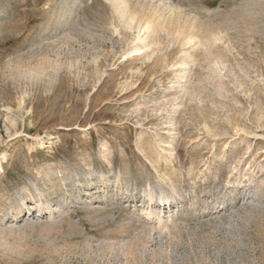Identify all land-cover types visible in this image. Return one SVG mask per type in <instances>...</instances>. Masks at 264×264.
<instances>
[{
	"label": "rangeland",
	"instance_id": "374dc122",
	"mask_svg": "<svg viewBox=\"0 0 264 264\" xmlns=\"http://www.w3.org/2000/svg\"><path fill=\"white\" fill-rule=\"evenodd\" d=\"M0 264H264V0H0Z\"/></svg>",
	"mask_w": 264,
	"mask_h": 264
},
{
	"label": "bare ground",
	"instance_id": "6f19581e",
	"mask_svg": "<svg viewBox=\"0 0 264 264\" xmlns=\"http://www.w3.org/2000/svg\"><path fill=\"white\" fill-rule=\"evenodd\" d=\"M136 51H138V50H136Z\"/></svg>",
	"mask_w": 264,
	"mask_h": 264
}]
</instances>
